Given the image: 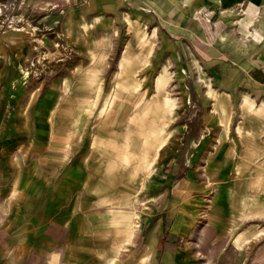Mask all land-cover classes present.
I'll use <instances>...</instances> for the list:
<instances>
[{
    "label": "rangeland",
    "instance_id": "374dc122",
    "mask_svg": "<svg viewBox=\"0 0 264 264\" xmlns=\"http://www.w3.org/2000/svg\"><path fill=\"white\" fill-rule=\"evenodd\" d=\"M35 5L0 0V30L32 53L28 111L0 147V264H264V104L245 79L261 10Z\"/></svg>",
    "mask_w": 264,
    "mask_h": 264
},
{
    "label": "crops",
    "instance_id": "0c3cea01",
    "mask_svg": "<svg viewBox=\"0 0 264 264\" xmlns=\"http://www.w3.org/2000/svg\"><path fill=\"white\" fill-rule=\"evenodd\" d=\"M78 1L80 0H34L37 13L41 10V12H45V10L54 9L55 5L59 8ZM223 1L226 5L240 3L241 7H245L249 13H252L248 15L254 16V13L260 10L261 17L264 14V0ZM210 13V11L207 12L208 15ZM53 19H55L54 13H45L42 19L39 20V23L47 25ZM205 20L206 22L208 21V19ZM27 37L20 29L0 30V147L5 146L6 143L9 145L8 139L11 138L10 131L15 129L13 121L17 118L16 115L20 116L28 111L26 103H22L28 96L25 70L28 66V58L32 54L29 55ZM245 68L247 74L245 79L253 86L256 97L264 104V61L250 64ZM3 157L4 152L0 150V162L3 161ZM187 182L185 180L184 184L182 183L179 186V191L186 192L189 190ZM2 203L4 202L0 201V219L7 216V209L5 206H2ZM170 216L168 212L162 213L159 222L161 235L158 242L161 251H163L164 246L167 247L168 245L166 238L169 224L175 223L173 220H169ZM167 250H172V248H168Z\"/></svg>",
    "mask_w": 264,
    "mask_h": 264
},
{
    "label": "bare ground",
    "instance_id": "6f19581e",
    "mask_svg": "<svg viewBox=\"0 0 264 264\" xmlns=\"http://www.w3.org/2000/svg\"><path fill=\"white\" fill-rule=\"evenodd\" d=\"M122 65V64H121ZM124 70V69H123ZM241 242V241H240ZM241 245V244H240ZM242 246V245H241Z\"/></svg>",
    "mask_w": 264,
    "mask_h": 264
}]
</instances>
